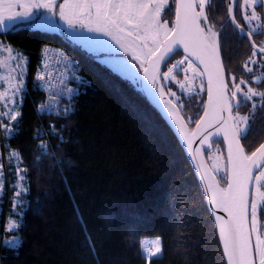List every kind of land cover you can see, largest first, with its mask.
Instances as JSON below:
<instances>
[{
  "label": "trees",
  "instance_id": "16d2710c",
  "mask_svg": "<svg viewBox=\"0 0 264 264\" xmlns=\"http://www.w3.org/2000/svg\"><path fill=\"white\" fill-rule=\"evenodd\" d=\"M216 2L208 14L221 29L227 3ZM229 27L225 24L219 31L218 42L233 90V77L238 82L249 75L244 64L250 46ZM0 36L26 57L20 116L11 124L16 134L4 139L25 177V193L19 195L24 208L16 229L4 231V213L8 215L14 198L10 186L16 182L7 158L0 264H146L141 243L146 236H158L161 243L162 251L151 264H226L191 163L141 85L119 75L65 32L18 25L0 31ZM45 47L58 49L71 66L70 89L62 87L60 101L49 112L38 110L49 93L34 86ZM182 54L179 51L168 63ZM171 88L164 84L176 103ZM173 93L181 98L183 107L177 106L192 128L205 106V88L196 95L177 88ZM240 108L247 113L251 104ZM263 139L264 110L257 109L241 142L250 153ZM42 144L46 151L39 148ZM219 182L226 184V179ZM10 236L19 238L18 247L5 243Z\"/></svg>",
  "mask_w": 264,
  "mask_h": 264
},
{
  "label": "snow or ice",
  "instance_id": "6c2138e0",
  "mask_svg": "<svg viewBox=\"0 0 264 264\" xmlns=\"http://www.w3.org/2000/svg\"><path fill=\"white\" fill-rule=\"evenodd\" d=\"M16 3L22 10L12 12L10 15H0V28H14L18 21L31 18L33 9H45L52 15H56L54 9L58 8L60 19L64 20L67 27L73 30L69 32L73 39L83 40L86 37L82 32L76 31L79 27L80 29H87L88 32L109 36L120 44L125 52H129L130 48L121 42L119 34H126L128 37H133L135 34V40L142 43L139 45L141 54H136L135 49H131L133 57L140 61L141 67L144 65L141 55L149 62L152 72L149 71V67H145L144 76L153 85L160 78L161 64L167 67L172 57L181 48L183 49L184 59L173 63L171 67H167V72L162 74V78L165 81L175 80V77L172 76L174 70H183L184 72L191 70L192 79L203 78L207 75L208 104L204 106V116L200 117V120L204 121L210 117L209 127L215 126V132H208V136L202 143L206 144L208 137H212L213 140L221 143L228 142L227 159L230 165L231 180L227 192L221 193V203L218 205L222 206L223 211L229 215V220L226 222V234L224 226H221L227 264H264V223L260 221V217L264 216V191H262L264 189V144H260L251 155H246L244 147L240 144L241 139L246 140L248 137L255 120L256 110H264V91H257L251 86L247 87L246 90L242 87V85L249 84V81L256 84L264 83V71H259V74H256L253 68L249 66V64H255L259 68H264V46L258 47L255 41H252V56H249L244 64V71L249 75L247 78H240L238 83L236 82L237 78L233 77V90L229 92V86L224 81L223 68L219 61L218 34L214 30L215 25L208 24L209 16L205 12L206 7L208 9L217 7L216 0H64V3L58 5L56 0H25L22 3L20 0H16ZM226 3L231 21L239 29L242 36L251 39L254 33L264 29V0H244L242 7L245 23L243 26L237 23V17L233 15V3L240 6V0H226ZM256 5L260 6L261 11L256 10ZM12 6V4L8 5L9 8ZM249 9H251L250 12ZM173 10L175 21L174 25L169 27V21L165 19L161 22V18L162 14L167 16ZM36 18L44 19L49 24L54 23L47 20V17H44L42 13H36ZM202 23L205 26L202 27ZM223 29L224 25H221V32ZM226 38L227 35L225 34ZM2 43L0 42V45ZM4 51L9 53L6 58L8 60L22 59L12 56L10 47L4 48ZM257 52L261 54V60L253 59ZM190 57H194L199 64L204 66L203 71L196 67ZM185 61L188 62V68H183ZM2 63L0 61V64ZM44 67L46 68L48 65L45 64ZM19 68L20 65L17 63L16 69ZM127 71L133 79H137L135 67H130ZM20 74L22 76L23 72L21 71ZM36 81L40 82L39 85H36ZM186 82L189 85L192 83L191 80H186ZM9 83L11 84V79H9ZM140 83L137 79L138 86ZM34 86L49 90L50 84L45 81L43 72L37 74ZM23 88V79H17L15 84L11 86V94L8 95L5 92L2 94L3 98L15 103L16 96ZM180 88L182 90L185 88L184 83H180ZM200 90H203V85H201ZM162 91L163 88H161ZM187 92L189 95L198 94V90L191 86L187 88ZM150 94L155 96L154 88ZM170 95L175 97L176 103L173 104V107L179 105L182 108L181 98L177 97L175 93L170 92ZM159 99L157 97L158 102ZM168 103H172V101ZM249 103L251 104L249 115H240L238 111L233 115L234 108L239 109ZM38 110L49 112L51 108L46 102ZM169 111L171 109H166V112ZM222 113H227V116L221 115ZM4 116H8L10 121H16L20 113L14 109L0 112V136L11 138L16 134V130L3 123ZM168 120L170 122L169 130L179 132L180 130L176 129L175 114L169 116ZM189 122H191V117ZM197 127H200L199 123ZM184 139V137H179L178 143L183 145ZM39 148L44 151L47 150V146L43 144ZM207 150L206 147L205 151ZM217 171L222 170L218 169ZM20 179L23 180L25 177L21 176ZM249 184H252L255 190V195L251 199L248 190ZM16 195L19 196L20 193L17 192ZM215 203L217 201L214 193L209 208L211 204ZM217 219L221 218L217 217ZM12 230L9 229V231ZM253 235H255L254 243ZM5 243L12 247H18L21 241L19 238H15L12 241H5ZM161 251L160 238L157 237L155 245L147 250L146 264H151L152 259Z\"/></svg>",
  "mask_w": 264,
  "mask_h": 264
},
{
  "label": "rangeland",
  "instance_id": "374dc122",
  "mask_svg": "<svg viewBox=\"0 0 264 264\" xmlns=\"http://www.w3.org/2000/svg\"><path fill=\"white\" fill-rule=\"evenodd\" d=\"M20 2H25V0H20ZM57 5L64 3V0H56ZM222 2V6H223ZM9 4H12L13 6L11 8L8 7ZM243 4L244 0H240V6L235 5L234 3V13L237 17V23L238 21L244 25L243 21ZM227 6V5H226ZM256 10L259 12L261 11V8L259 5H256ZM22 9L17 5L16 0H0V15H10L12 12L15 11H21ZM56 12V15H52L45 9H33V16L28 19H24L23 21H18L14 27H17L18 25H28L32 28L37 29H43L47 31H57V32H65L66 35L74 42L80 43L86 50L91 51L92 53L96 54L97 59L101 60L104 64L108 65L116 71L119 75H123L125 78H127L132 83L137 84V79L140 81V71L143 69L145 65L146 59L141 55V59L144 60V65L141 67L140 61L135 60L133 57V52L131 49H135L136 54H141V45L142 42L136 41L134 36L128 37L126 34H119L121 38V42L130 48L129 52H125L120 44H118L115 40H113L109 36H104L101 33H95V32H88L87 29H80L79 27L76 29V31L82 32L84 36H86L83 40L82 39H73L69 32L73 31L67 27V24L64 20H61L59 17V10L58 8L54 9ZM219 11H222V8H219ZM251 9H249V12ZM36 13H42L44 17H47V20L53 21V24L47 23L44 19H37ZM228 15L227 9L224 10V19ZM165 19L169 21V27H172L174 24V10L167 16H164L162 14L161 22H163ZM220 16L217 15V24L219 22ZM215 23V22H214ZM213 23V24H214ZM231 23V22H230ZM208 24H212L211 21L208 22ZM205 26V25H203ZM216 26V25H215ZM235 27V26H234ZM230 29H233L232 26L229 27ZM9 28H0V31H6ZM131 30V28H129ZM215 30V29H214ZM216 31V30H215ZM90 36V37H88ZM99 36V37H95ZM218 41V37H217ZM0 42H3L2 45H0V61L3 63L0 64V112H7L10 109H14L16 112H18L19 104H20V98L23 93V90L16 96L15 103H11L9 101H6L3 98V95L5 92L8 93V95L11 94L10 89L13 84H15L17 79H23L24 81V74L26 72L25 63H26V57L23 55L21 51H17L12 46L7 44L0 36ZM211 43V41H210ZM151 46V45H150ZM10 47L11 48V55L16 57H21L20 60H8L6 59L9 55L8 52L4 51V48ZM42 60H41V68L39 69L38 73L43 72L45 81L50 84L49 90H46L49 93V99L48 104L50 105V108L53 107L56 108L59 100V97L63 94L62 87L66 85L65 89L69 87V75L71 74V66L70 63L67 61V59L62 55V53L56 49V48H48L45 47L42 52ZM184 54L179 55L178 59L172 60V62L168 63L167 67H171L173 63H176L177 61L184 59ZM253 59H256L253 57ZM19 63L20 68L16 69V65ZM194 63V62H193ZM47 64L48 67H44V65ZM195 64V63H194ZM196 65V64H195ZM253 65V64H251ZM130 67H135L137 70L135 75L137 79H133L132 75L128 73V69ZM197 68H199L196 65ZM183 68H188V62L185 61ZM13 69H16L15 71ZM21 71L23 72V75L21 76ZM164 72H167V68L164 71L160 70V83L167 85H172L171 92H174V89L177 88L178 90L180 88V83H184L185 88L193 87L198 90L201 89V85H203V88H205V82L204 77L203 78H196L192 79L193 73L191 70L188 72L181 71H175L172 73V76L175 77V80L169 79L168 81L163 80L162 74ZM37 73V74H38ZM259 74V71L258 73ZM9 79H11V84L9 83ZM186 80H191L192 83L189 85ZM239 82V81H238ZM237 82V83H238ZM253 87L257 91H264V85L257 87V84L253 81H249V84L244 85L243 88L245 90L247 87ZM61 90V91H60ZM169 91V90H168ZM202 91V90H200ZM240 115H247L245 110H242L241 108L237 110ZM233 112V115L236 114V112ZM12 122L10 121V118L8 116L3 117V123L7 124L9 127H12ZM5 137L0 136V203L3 202V196L5 195L7 187L6 185V175L9 172L8 167L6 166L7 160H11L13 163V168L16 171V179L13 185L10 186V188L14 191V198L13 203L10 205V209L8 210V215L5 216V225H4V231L9 229H16L17 225L20 222L21 218V210L24 208L23 200L19 198V196L16 195L17 192L20 193V195H23L25 193L26 189V183L23 180L20 179L21 176H23L22 171L19 169V158L17 154L12 150L9 151L5 148ZM206 160L208 161L212 171L216 174L218 179H221L224 181L226 179V167H227V161H226V151L224 149V144L222 145H215L213 146L210 151L206 154ZM8 158V159H7ZM218 169L222 171H217ZM24 177V176H23ZM226 183V182H225ZM223 187L226 186V184H222ZM264 191V189H262ZM255 195L254 187L252 188V197ZM251 197V198H252ZM1 208V206H0ZM261 223H264V220L262 221L260 217ZM157 236H146L142 238L143 243V251L147 255V250L152 248L155 245V240ZM15 239V237H5V241H12ZM253 243L255 242V235L252 237ZM161 246V243H160ZM161 253V252H160ZM159 253V254H160ZM157 254V255H159Z\"/></svg>",
  "mask_w": 264,
  "mask_h": 264
},
{
  "label": "water",
  "instance_id": "95a60500",
  "mask_svg": "<svg viewBox=\"0 0 264 264\" xmlns=\"http://www.w3.org/2000/svg\"><path fill=\"white\" fill-rule=\"evenodd\" d=\"M206 12V9H205ZM233 15L234 13V3H233ZM175 16V12H174ZM230 22L232 25L235 26V24L232 23L231 17L229 16ZM175 21V19H174ZM174 25V24H173ZM203 27V25H201ZM238 29V28H237ZM239 30V29H238ZM247 30V29H246ZM248 38V37H247ZM249 39V38H248ZM250 44L252 46V37L249 39ZM210 43V41H209ZM264 46V43H263ZM259 47V46H258ZM184 55L185 53L183 52V49L181 48L180 50ZM192 61L199 67L201 71H203L204 66L199 64L198 61L195 60L194 57H190ZM219 61L220 64L223 68V78L225 83L228 84V81L226 80V70L224 69V63L223 60L221 59L220 55V48H219ZM145 65L143 69L140 71V85L141 89L143 91L144 96L147 97V99L150 101V103L156 107V109L159 110L161 113L162 117L166 120L168 126L170 127V122L168 120L169 116L171 114H175L176 117V129L180 130L177 132L176 130H173L177 140L179 137H184V143L181 145L183 148V151H185L186 156L188 158V161L191 163L193 172L196 174L197 179L199 184L202 187L203 195L205 196V201L207 207H209V204L211 203L212 196L215 193L216 194V201L217 203L211 204V207L209 208V211L211 213V217L214 220L215 223V228L217 229V237L220 242L221 246V251H223V256H224V262L227 264V257L224 254V235L221 232V226H224L225 229V234H226V229H227V224L226 222L229 220V215L227 212L223 211L222 206H218L221 203V193L222 192H227L228 190V184L229 181L231 180V175H230V165L228 163V142L224 141V149L226 151V161H227V167H226V186L223 187L222 184L219 182L218 177L216 174L212 171L208 161L206 160V155H205V148L207 147L208 150H210L214 145L217 140H213L212 137H208L207 143H202V141L205 139V137L208 136V132H215V126L209 127V123L211 122V118H206L204 121H201L200 118L197 120V122L190 128L185 120V118L182 116L181 111L179 110L178 106L173 107V104H175L169 95H167L163 84L160 83L159 79H157V82L155 85L152 84L151 81L147 79V77L144 76V68L149 67V71L152 72V68L149 66V62L146 60ZM163 67V64L160 66V70ZM204 82H205V94H206V100H205V106L208 104V95H207V75L204 76ZM154 88L155 90V96L151 95L150 92ZM161 88H163V91L161 92ZM148 90L147 92L145 90ZM230 92V90H229ZM157 97H159V102L157 100ZM169 101H172V103H168ZM163 105V106H162ZM166 109H171V111L166 112ZM221 115L227 116V113H222ZM204 116V109L203 112L199 117ZM200 124V127H197V124ZM240 144L242 145V142L240 140ZM260 144H264V139L261 141ZM260 144L255 147L253 151L256 150L260 146ZM245 154L246 155H251L253 151L249 153L246 152L244 148ZM252 188L253 185L249 184V197L251 199L252 197ZM217 217H220L221 219H217ZM253 240V239H252Z\"/></svg>",
  "mask_w": 264,
  "mask_h": 264
},
{
  "label": "flooded vegetation",
  "instance_id": "af4514ba",
  "mask_svg": "<svg viewBox=\"0 0 264 264\" xmlns=\"http://www.w3.org/2000/svg\"><path fill=\"white\" fill-rule=\"evenodd\" d=\"M226 9H227V6H226ZM206 14L209 16V14H208V8L207 7H206ZM210 21H211L212 24L214 23V19L212 17H209L208 22H210ZM238 23L241 24L239 21H238ZM225 24H228V25L232 26V28L235 29L240 34V31L236 27H234V25H232L230 23L229 14L227 15V17L225 18L224 22L222 23V25H225ZM202 25H204V24L202 23ZM214 25H216V24L214 23ZM241 25L243 26V24H241ZM215 30H216L217 34H219V31L221 29H218V25H216L215 26ZM260 31H261V33L260 32L254 33L253 36H252V40L255 41V43H256L257 46H263V43H264V29H261ZM217 37H218V35H217ZM244 38L247 39L248 46H250V49L248 51L249 54H250L249 56H252L253 49H252V46L250 44V41H249V39L246 36H244ZM218 41H219V37H218ZM218 44H219V42H218ZM254 58H256V60H261L262 59L261 54L259 52L256 53V55L254 56ZM221 59H222V57H221ZM249 66L254 69V73H258V71H264V68H259L258 65H255V64L251 65V64H249ZM229 90L231 91V89H229ZM249 113L250 112L248 111L246 114L249 115Z\"/></svg>",
  "mask_w": 264,
  "mask_h": 264
},
{
  "label": "built area",
  "instance_id": "2783aa9c",
  "mask_svg": "<svg viewBox=\"0 0 264 264\" xmlns=\"http://www.w3.org/2000/svg\"><path fill=\"white\" fill-rule=\"evenodd\" d=\"M143 255L147 256V255L144 253V251H143Z\"/></svg>",
  "mask_w": 264,
  "mask_h": 264
},
{
  "label": "bare ground",
  "instance_id": "6f19581e",
  "mask_svg": "<svg viewBox=\"0 0 264 264\" xmlns=\"http://www.w3.org/2000/svg\"><path fill=\"white\" fill-rule=\"evenodd\" d=\"M171 115H173V114H171Z\"/></svg>",
  "mask_w": 264,
  "mask_h": 264
}]
</instances>
